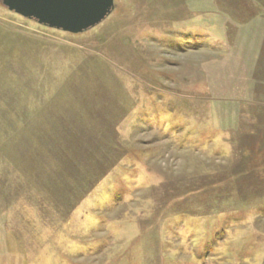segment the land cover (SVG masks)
Instances as JSON below:
<instances>
[{"label":"rangeland","instance_id":"obj_1","mask_svg":"<svg viewBox=\"0 0 264 264\" xmlns=\"http://www.w3.org/2000/svg\"><path fill=\"white\" fill-rule=\"evenodd\" d=\"M0 264H264V0L0 2Z\"/></svg>","mask_w":264,"mask_h":264},{"label":"water","instance_id":"obj_2","mask_svg":"<svg viewBox=\"0 0 264 264\" xmlns=\"http://www.w3.org/2000/svg\"><path fill=\"white\" fill-rule=\"evenodd\" d=\"M2 5L42 26L73 33H84L108 18L115 0H0Z\"/></svg>","mask_w":264,"mask_h":264}]
</instances>
